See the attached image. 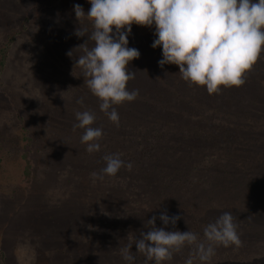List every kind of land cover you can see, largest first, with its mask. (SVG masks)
Segmentation results:
<instances>
[{
  "label": "trees",
  "instance_id": "1",
  "mask_svg": "<svg viewBox=\"0 0 264 264\" xmlns=\"http://www.w3.org/2000/svg\"><path fill=\"white\" fill-rule=\"evenodd\" d=\"M75 4L81 5L85 13L91 7L89 2L83 3L82 0H19V8H15L16 14L13 15V20L6 19L5 22L0 20V42L2 37L10 35L6 30L11 33L18 25L19 30L25 29L26 25L31 27V23L46 27L47 20L39 21L44 10L41 8L68 6V10L63 11L62 15L60 13L53 15L57 19L53 23V28L59 37L55 39L56 44L52 45L51 53L46 54V58L52 64L58 65L56 69L66 73L67 81L71 80L73 85L81 84V87L78 86V92L88 93L100 105V100L84 84V77L82 76L83 80L80 79L81 68L74 66L75 60L82 52L74 49L72 57L66 54L69 50L76 48L78 41V44L86 41V36L77 37L75 30L82 28V24L85 25L84 27L91 26L90 21L86 24L85 21L82 23L77 21L73 10ZM0 14L2 17V13ZM131 28L132 31L128 35V47L138 49L140 56L128 65L129 71L135 72V78L130 80L126 87L129 91L141 90L136 99L138 104L132 102V106L136 104L135 107L142 106L144 116H153L142 118L144 123L152 124V126L142 130L137 128V121L133 123L132 117L129 116L131 111L129 106L125 116L118 113L123 128L119 126L112 132L106 130L103 133L99 141L100 150L94 154L96 165L86 163L89 153L86 151L87 145L81 143L83 129L79 137L82 146L76 150H66L70 152L68 155L71 156V164L66 165L58 161L56 157H48L44 158L40 165H36V169L39 170L37 174L44 176L43 181H51L52 188L59 194L64 192L80 200L78 202L81 205L80 208L87 212L84 225L93 223L97 226V218L94 219L93 213L89 214V209L98 210L105 218L108 216L105 202H103L107 194L114 197L112 199L115 202L112 208L117 209L114 211L116 214L113 213L117 223L112 230L109 224L98 226L100 230L101 226H104L106 235L96 228L86 229L83 226L81 232L76 230L69 235L70 238L65 246L52 250L57 252L54 259L56 262L58 258L64 259L66 264H109L112 261L114 264H122L118 262L124 260L122 254L119 255L118 252V255H114V250L123 248L120 246L121 232L127 230L128 245L133 244L131 254L135 257L132 264H154V261H146L144 253L137 252L135 239L140 238L141 232L147 233L150 230L152 226L148 220L155 216L157 228L163 227L166 231H191L198 236L197 244L185 245L180 252L173 254L170 261H165L163 264H186L188 259L192 260V264H264V50L261 51L252 70L246 73L244 85L230 88L221 86L220 94H209L206 86L190 85L189 82L184 81L177 65L159 66L158 61L163 58L162 48L151 46L157 38L154 35V24L151 27L132 24ZM93 44V41H88L89 47ZM6 51L0 47V85H3L5 80L7 82L11 75L7 76V72H11L10 65L14 63V59L18 58L15 51L12 55L14 57L4 61ZM152 65L153 68L150 70L149 66ZM1 70H5L4 76L1 75ZM34 76H36L35 73ZM39 79L43 92L56 90L57 86L63 85V80L59 81L56 77L50 80L49 77L40 76ZM192 89L195 90V96L190 93ZM7 92L9 90L2 95H5L7 102L13 105L8 111L19 110L27 116L21 108L25 100L22 102L17 94L13 97V93L10 92L9 95ZM53 92L51 91V97ZM65 92L62 90L60 95H65ZM73 96L74 93L66 98L72 104L76 98ZM25 99H29V96ZM40 99L43 100L41 94L40 98L32 100V114L35 112L34 116L39 117L34 118L32 125L25 128L26 133L20 146L25 149V155H27L31 152L29 147L39 144L37 141L39 140L45 146L43 148L45 154L51 156V149L54 150L56 147L54 142L57 141L58 136L56 138L55 136L59 130V125L55 124L63 119L65 111L54 114L56 108L60 106L57 102L51 104L49 110L45 111L44 106H40ZM34 106L37 111L34 110ZM171 106L174 111L167 110ZM86 111L94 112V109ZM99 113L100 110H95L96 121L93 127L102 126L109 120L106 115L98 116ZM43 116H48L45 128L40 125L42 120L39 121ZM3 122L5 126L12 125L10 118L4 119ZM18 123L20 124V121ZM154 124L158 127H154ZM19 128L24 130L22 124ZM35 128H39L40 131H34ZM76 132L78 130L74 131V134ZM138 133H141L139 136L145 141L149 134L150 140H155L153 148L137 144L142 147L136 153L132 141ZM54 138L55 140L51 142ZM8 142L11 144L10 141ZM163 143L168 144L162 146ZM9 144L7 145L0 137L1 154L6 148H11ZM205 152L213 154L216 157V163L206 166L205 158L203 159ZM113 153L121 154L125 164H132V170L122 167L115 176L103 175L101 170L106 166L103 157ZM25 155L21 157L26 158ZM140 161L147 163L142 170L143 173L156 171L158 177L155 181L146 182L145 180L144 183L136 184L133 164ZM25 162L28 164L29 161L25 159ZM137 166L138 170L139 165ZM92 173H97V178L94 179ZM24 174L26 175V172ZM100 175H103V179L99 178ZM32 181L33 179H26L25 190ZM37 182L38 185L34 182L35 184L31 187L33 195L36 191L37 195H40L39 192L45 189V193L48 189L46 184L39 180ZM151 189L152 194L148 196ZM99 194H101L99 206L90 205L93 201L92 197ZM0 195H4L3 190H0ZM130 198H132L131 201ZM85 199L89 205L85 204ZM33 212L37 213L30 208V218H33ZM225 212L233 216L234 223L238 226L237 232L242 246L224 247L213 244L215 254L210 261L202 262L197 245L203 243L207 247L209 244L204 236V229ZM162 213L169 217L179 216L180 219L174 226L171 223L165 226L159 219ZM83 232L88 234V238L83 237L81 234ZM94 232L105 237L108 246L100 247L95 244ZM108 232L112 233L110 240H108L110 236ZM47 248L50 250L49 247ZM110 254L113 256L112 261L108 259ZM34 255L35 261H32L36 262L38 256L36 253ZM41 255L45 257L46 253ZM0 264H16L14 253L11 259L5 255L2 241L0 242Z\"/></svg>",
  "mask_w": 264,
  "mask_h": 264
},
{
  "label": "clouds",
  "instance_id": "2",
  "mask_svg": "<svg viewBox=\"0 0 264 264\" xmlns=\"http://www.w3.org/2000/svg\"><path fill=\"white\" fill-rule=\"evenodd\" d=\"M90 9L85 13L79 4L74 5L78 22L84 18L91 22L92 31L86 27L77 28V37L88 39L74 49L82 54L74 66L82 70L84 84L100 100V111L119 127V114L114 107L124 102L135 101L139 90H127V84L135 78V72L128 65L138 59L140 52L128 47V35L132 24L151 27L155 25L157 37L152 47L162 48L160 67L175 64L182 79L190 85L206 86L209 94H220L225 88L240 87L246 83V73L250 72L264 50V0H89ZM94 42L92 47L88 41ZM66 54L72 57L73 51ZM83 104V98L77 101ZM76 128L83 129L81 143L87 145L88 153L100 150L99 141L103 129L93 127L96 115L91 111H77ZM106 166L103 175L115 176L122 167L132 170V164L121 159V154L113 153L103 157ZM97 178V173H92ZM103 175L99 178L103 179ZM153 216L148 220L152 226L147 233L141 232L135 239L137 252L144 253L146 261L163 264L170 261L185 245L197 244L198 236L191 231H166L157 228ZM159 219L165 226H174L179 216L169 217L162 213ZM237 224L229 212L204 229L209 241L206 247L199 243V258L210 261L215 254L212 246L241 247ZM133 244L122 249V258L132 264ZM186 264H192L188 259Z\"/></svg>",
  "mask_w": 264,
  "mask_h": 264
},
{
  "label": "rangeland",
  "instance_id": "3",
  "mask_svg": "<svg viewBox=\"0 0 264 264\" xmlns=\"http://www.w3.org/2000/svg\"><path fill=\"white\" fill-rule=\"evenodd\" d=\"M82 2L88 3L89 0H82ZM15 8H19V0H0V13H2V17L0 14V20L2 19L3 22H5L6 19L13 20V15L16 14ZM42 9L44 10L39 21L44 22L47 20L48 23L46 24V27L32 25L33 23H31V27H28L26 25L25 29L19 30L18 25L11 31V33L6 30V32L10 35L7 37H2V41L0 42V47L7 50L4 61H9L11 57H14L12 55L15 51H17L18 55V58L14 59V63L10 65L11 72H7V76L8 74H11L12 76L10 75L7 82L5 80L4 84L0 85V88L2 89V91L0 92V137L1 140L3 138L4 142L7 145L9 144L8 141L11 142V144H9L11 148H6V150H4L2 154L0 153V190H3L4 193L3 196L0 195V237H2L0 239V242L2 241L5 255L9 259L12 258V255L14 253L16 264H66V260L60 258H58L56 262V259L54 258H56L57 252H53L52 250L54 248H57L58 250V248H60L62 245L65 246L70 238V234H73L76 230L81 232L84 226V228L86 229L96 228L100 232H104L103 234L106 235L104 226H101L100 230V225L109 224V228L112 230L114 228V225L117 223V220L113 218V213H115L114 211H117V209L112 208V205L115 202L112 199L114 198L112 195L107 194L103 199V202H105L106 205L105 210L108 213V216H106L105 218L99 213L98 210L89 209V214L93 213L94 219L97 218V226L93 223H89L90 225H84V223H86V221H84V218L86 217L85 214H87V212L86 210H82V208H80L81 205L78 203L80 200L76 199L73 196L67 195L64 192L59 194L57 190H54V188H52L53 183L51 181H48L49 183L46 180L43 181L42 179H44V176L37 174V171L39 170L36 169V165H40L44 158L56 157L58 161L66 163V165L68 163L71 164V156L68 155L70 152L66 150L72 151L82 146V144H80L79 142L81 129L76 128L74 130L73 128L74 124L78 123L75 118V113L77 111L83 112L87 109H94V113L95 110H100L99 103L93 100L94 97L91 98V96L85 92H78V86L81 87V84L73 85L71 80L67 81L66 73L61 72L60 69H56L58 65L52 64V62L47 60L46 58V54L51 53L50 50H52V45L54 46L56 44L55 39L59 37V35L53 28V23L57 20L53 17V15L57 13H60L62 15L63 11L68 10V6L63 5L57 8L46 6L45 8H41V10ZM83 21H85L86 24L88 20L87 18H84ZM84 26L85 25L82 24L81 27ZM86 28L88 29V33L90 34V32L92 31V27L88 25ZM85 36V40H87L88 36ZM78 42L76 44V47L81 44H78ZM149 68L151 70L153 68V65L149 66ZM34 73L36 74V76H34ZM4 74H6L5 70H1V75L4 76ZM40 76L49 77L51 78L50 80H52L53 77H56L59 81L63 80V85L57 86L56 90H45V92H43L41 90L42 83L39 79ZM80 79H82V75ZM135 88L137 87L135 86ZM7 90H9L7 94L11 92L13 93V97H15L17 94V96L21 98L22 102L23 100H25L22 104V107L20 105L18 106H20L25 111L27 116L22 114L19 110H17L16 112L8 111L10 107H13V105L11 104V102H7V98L5 95H2L3 93L6 94ZM62 90L66 91L65 95H60ZM88 90L90 91L89 88ZM51 91H54L53 97H51ZM73 93V97L76 98L74 99V103L72 104L66 98H68L69 95ZM140 93L141 90H139V95ZM190 93L195 96L194 89H192ZM40 94L43 97V100L40 99V106L43 105L45 111L49 110L51 104L57 102L60 104V106L56 108L54 114H58L61 111H65V113L63 119L57 121L55 124L59 125V130L55 136V138L58 136L57 141L55 140V138L51 141L53 142L55 140L54 145H56L54 150L51 149V156L45 154V151L43 149L45 146H43L42 142L39 140H37L39 144H34L32 147H29L31 152H28L29 154H27V156L25 155V149H23L20 145L24 133H26L25 128L29 125H32L31 123L34 118L39 117L34 116L35 112H33L32 114L31 110L33 107L32 100L40 98ZM28 96L29 99H25V97ZM81 98H83V104L77 103V101ZM61 102L63 103L61 104ZM132 102L137 103L136 100ZM132 102L126 101L120 105H115L114 107L116 108L118 113H121V116H125L130 106L131 111L129 116L132 117L133 123L137 121V128H139L140 130L152 126V124L144 123L142 121V118L153 116H144L145 113L143 112L142 106L138 105L139 107H135L138 103L135 106H132ZM34 110H36L35 106ZM167 110L174 111L173 106H171ZM98 116H105V114L100 111ZM47 117L48 116H43L39 119V121L42 120V123H40V125H42L44 128ZM6 118L11 119V127L5 126V123L3 121ZM56 120H58V118H56ZM19 121L20 124H22V127L24 129L23 131L19 128ZM1 125L5 127H2ZM119 126L123 128L121 122ZM98 127L103 129V133L106 130H111L112 132L113 129L118 128L110 120H108V122H106L105 124H102V126L100 125ZM154 127H158V125L154 124ZM76 130H78V132L74 134V131ZM34 131L39 132L40 130L39 128H35ZM141 133L135 135V138L132 141L136 153L142 146L150 149L153 148L152 145L155 141L154 139L150 140L149 134H147L148 139H146L145 141L141 136H139ZM137 144H142V146H138ZM167 144L168 143H163L162 146H166ZM23 154L26 158L21 157ZM94 154L95 152L91 154L89 153V156L87 154L86 158H89L86 162L87 164L92 163L93 165H96ZM204 158L206 166H210L216 163V157L209 152L204 153L203 159ZM25 159L29 161L28 164L27 162H25ZM133 165V168L135 169L134 180H137V185L139 183H144L145 180L146 182H153L157 179L158 175H156V171L151 173L142 172L143 168L147 166V163L145 161H140L139 163L137 162ZM137 165H139L138 170ZM25 172L26 175L24 174ZM27 173H29L28 176ZM31 178L33 179V181L31 185H27L29 187L27 190H25L26 188L24 186L26 185V179L32 180ZM37 180H39V182L41 183L46 184L48 186V189L45 193V189L42 192H39L40 195H37V191L35 189L36 192L35 195H33L31 187L35 183H37L36 185L39 184ZM152 189L149 190V193L147 194L148 196H151L152 193L150 191H152ZM99 197H101V194L93 196V201H91L90 205L99 206ZM86 199L85 204L89 205L86 202ZM129 200L131 201L132 198H130ZM52 201L54 203H52ZM30 208H33L37 211V213L33 212V218H30L29 216ZM94 233V243L99 245L100 247H105V245L108 244L107 239L98 232ZM108 233L110 234L108 240H110L112 233ZM81 234L84 238H88L87 233L83 232ZM121 234L122 243L120 244V246L123 248L114 250V255H118V252L119 255L122 254V249L128 246V231L124 230V232H121ZM60 236L62 237L60 238ZM46 246L49 247L50 250ZM44 251L46 253L45 257L41 255L42 253L45 255ZM34 253H36L38 256L36 262H34L35 258L33 259V257L35 256ZM108 259L112 261V254L108 256ZM118 262H121L122 264H128V262L125 260H119ZM109 264H114V262L112 261V263Z\"/></svg>",
  "mask_w": 264,
  "mask_h": 264
}]
</instances>
